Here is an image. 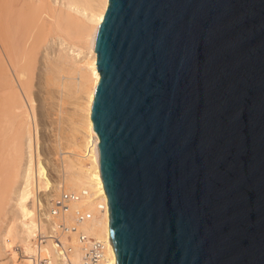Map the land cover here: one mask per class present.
Returning a JSON list of instances; mask_svg holds the SVG:
<instances>
[{
    "label": "water",
    "instance_id": "95a60500",
    "mask_svg": "<svg viewBox=\"0 0 264 264\" xmlns=\"http://www.w3.org/2000/svg\"><path fill=\"white\" fill-rule=\"evenodd\" d=\"M94 49L116 264H264V0H109Z\"/></svg>",
    "mask_w": 264,
    "mask_h": 264
},
{
    "label": "bare ground",
    "instance_id": "6f19581e",
    "mask_svg": "<svg viewBox=\"0 0 264 264\" xmlns=\"http://www.w3.org/2000/svg\"><path fill=\"white\" fill-rule=\"evenodd\" d=\"M108 3L0 0V259L9 258L6 264H84L81 235L103 244L99 264L117 263L91 117L100 80L96 30ZM58 42L69 44L72 56L63 49L51 54V44ZM85 50L91 55L82 59ZM71 70L80 81L89 74L86 126L81 140L63 143L57 135L64 137ZM42 126L53 139L47 132L44 140ZM65 193L74 197L54 215L55 202Z\"/></svg>",
    "mask_w": 264,
    "mask_h": 264
},
{
    "label": "rangeland",
    "instance_id": "374dc122",
    "mask_svg": "<svg viewBox=\"0 0 264 264\" xmlns=\"http://www.w3.org/2000/svg\"><path fill=\"white\" fill-rule=\"evenodd\" d=\"M80 32H77L76 34L79 35ZM82 35V33H81ZM81 37V36H80ZM80 37H76L74 38L75 41H78ZM78 44V43H77ZM79 47H83V43L80 41V43L78 44ZM69 44L64 43L62 46L61 44L58 42V44H51V54H55V52H58V50L63 49L64 52L67 53V55L72 56V50H68ZM71 47V46H70ZM54 48V49H53ZM90 56L91 53L88 54V50H85L84 54L82 55V59L86 56ZM78 62V59L77 61ZM69 77H68V85H69V89H68V94L66 96V100H65V109H66V121L64 124V130H63V135L61 134L60 136L57 135L60 139L61 142L65 143L66 141H73L74 139L76 140H81L80 138H83V133H84V128L86 126V117L83 111V107H84V102H85V95L87 92V89L90 86V83H88V85H85V82L89 79V74L87 73L86 78L80 81L79 79V74L78 72L71 70L70 73H66ZM83 79V78H82ZM46 128V129H45ZM40 127V134L41 136L43 135L44 140L49 139V135L51 136L50 130H48L49 128L47 127ZM48 132V133H47ZM44 133V134H43ZM49 135H47V134ZM44 135H46L47 139H45L46 137H44ZM53 136V134H52ZM51 136V137H52ZM50 137V138H51ZM63 137V138H62ZM66 140H65V139ZM53 139V137H52ZM72 139V140H71ZM43 140V139H42ZM48 141V140H47ZM44 141L42 143V147H44L45 145ZM18 254V262H20L22 259L21 257H19V253L17 251ZM9 258H7L6 256L2 259H0V264H6V262L8 261Z\"/></svg>",
    "mask_w": 264,
    "mask_h": 264
},
{
    "label": "built area",
    "instance_id": "2783aa9c",
    "mask_svg": "<svg viewBox=\"0 0 264 264\" xmlns=\"http://www.w3.org/2000/svg\"><path fill=\"white\" fill-rule=\"evenodd\" d=\"M70 194H63L58 200L55 202L56 209L53 210V214H57V209H64L66 210V202L73 198L74 196ZM79 215V214H78ZM82 216H80L81 218ZM62 229L64 226H60ZM67 231V229H64ZM81 240L85 242V261L84 264H99L102 262L101 255L103 256V244L100 241L91 240L89 242L88 238L84 235H81ZM42 240L47 239V235H40ZM56 239V237H54Z\"/></svg>",
    "mask_w": 264,
    "mask_h": 264
}]
</instances>
